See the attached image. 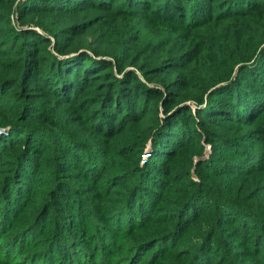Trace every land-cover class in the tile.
Wrapping results in <instances>:
<instances>
[{"label":"trees","instance_id":"trees-1","mask_svg":"<svg viewBox=\"0 0 264 264\" xmlns=\"http://www.w3.org/2000/svg\"><path fill=\"white\" fill-rule=\"evenodd\" d=\"M4 1L0 0V4ZM88 12L94 14L77 19L76 15ZM11 14L0 11V25H4L0 29V44L9 48L1 57H15L5 62L14 67H0L5 72L0 77V89L16 86L8 108H0V154L8 145L20 148L16 155L7 152L3 156L10 159L14 155V171L11 178L0 184V222L3 225L10 209L16 222L23 223L25 228L20 232L24 246L12 247L16 259L4 257L0 263L60 264L65 260L67 264H84L85 259L77 250L79 245L67 238L71 228L60 207L62 199L72 194L67 189V179L95 185L98 191L105 192L108 187L104 183L96 185L102 179L99 172L114 164L115 157L128 155L131 161L124 182L133 180V184L127 188L125 199L133 192L135 199L127 211H122L127 209V203L118 201L122 203L118 207L122 213L115 216L112 224L116 229L118 222L125 225L120 233L130 228L127 216L135 221L143 218L144 210L135 205L136 199L149 201V193L160 185L152 171L160 169V165L154 161L170 162L181 156L186 162L182 172L175 175L173 168L171 173H162L170 178L177 176L194 189L186 202L179 203L182 208L178 212L182 213L169 214L176 224H168L163 230L153 229V237L146 243L156 246L174 232L180 235L193 225L198 227L195 220L202 214V194L210 189L215 224L207 227L208 215L202 216L198 242L203 246L197 249L190 245L196 253L188 264H206L213 239L224 241L217 237L219 228L234 226L236 222L246 229L239 238L254 239V247L262 255L258 264H264V147L253 151L248 145L257 141L264 146V0H25L16 12V28L11 26ZM21 27L34 29L18 31ZM51 37V49L57 55L48 48ZM156 69L166 70L164 74L177 70L178 75L164 85L155 82L156 75L150 74ZM82 88L94 92L79 99L77 94ZM41 99L45 100L39 104ZM154 101L158 104L151 103ZM63 104L73 105L75 112L64 118ZM6 112L9 114L4 118ZM79 114L80 124L67 125ZM147 116L152 121H147ZM82 120L92 122L95 130ZM122 133L129 134L127 137L134 141L129 142L125 153L117 155L119 137L112 138ZM196 139H200L198 145L188 151L186 146H194ZM201 140L219 142L236 157L227 161L228 166L209 168L212 155L202 160ZM45 142L53 143L49 144V155L44 153ZM211 146L213 151L214 145ZM145 149L150 159L141 163L139 155ZM194 156L200 159L197 166L193 164ZM44 162L51 168L53 187L41 203L46 209L41 214L38 210L32 220H24L22 199L27 196L26 201L32 202L29 192L35 185L34 170L44 166ZM209 177L211 181L206 179ZM194 196L195 202L188 208L187 202ZM74 198L73 208L81 213L75 218L74 229L83 237L89 231L83 223L89 204L77 195ZM50 213L55 219L54 230L43 237ZM92 213L95 228L100 227L98 222L107 221L95 209ZM224 214L231 216V221L225 223ZM9 221L15 222L11 217ZM163 224L159 221L156 226ZM6 226L2 227L0 242L9 235L10 227ZM239 227L236 225L233 230ZM252 230L258 231L247 238L246 233ZM55 240L64 244L69 241L68 252L53 250ZM101 240H105L107 248L111 247L106 233ZM31 242H38L35 253L25 257L20 250ZM97 247L101 245L96 243ZM85 252L91 255L88 249ZM115 253L119 250H110L108 257ZM49 256L52 259L47 260ZM103 260L104 264L113 263L112 259Z\"/></svg>","mask_w":264,"mask_h":264},{"label":"rangeland","instance_id":"rangeland-1","mask_svg":"<svg viewBox=\"0 0 264 264\" xmlns=\"http://www.w3.org/2000/svg\"><path fill=\"white\" fill-rule=\"evenodd\" d=\"M24 1L25 0H5L4 2L0 4V11H6L8 13L10 11V14L12 11V14H11L12 17L10 16V21H11V26H13V28L17 27V22H16L17 21L16 19L17 9L18 7H21ZM139 11L145 15L149 14L148 11H145V10H139ZM153 11L156 12V8H154ZM93 14H94L93 12H90V13L88 12L84 15L82 14L76 15V17H78L77 19H84V17H89ZM175 16L179 17V14H176ZM0 27H1L0 29H4V25H0ZM25 29L33 30L34 28L32 29V28H27V27H23V28L21 27L20 29H18V31L25 30ZM53 39H54L53 37L50 38L51 44L48 47L50 51L52 50L51 48L54 43ZM19 43L20 42H18L17 45ZM58 43L61 44L62 42L59 41ZM8 49H9L8 46L3 45L1 47V44H0V67H14L12 65L11 66L6 65L5 62L13 61L15 57L13 56H2L1 57L4 50L6 51ZM51 53L57 55L55 50H52ZM57 57L60 58V56H57ZM63 58L64 57L60 59H63ZM132 69L133 68H129V69L127 68V70L133 71ZM165 71L166 70H163V69H156V71L155 70L151 71L150 74L156 75L153 78L155 82L166 85L170 82V79L178 75V71L169 70L166 74H164ZM4 75H5V72L0 70V77H3ZM15 88L16 86H13L11 88L10 86H6L3 89H0V95L2 94L3 96V98L0 99V108L1 107L8 108V104L11 103L10 102L11 96H13L11 94L15 91ZM93 92L94 91L92 89L82 88V90L78 91L77 97L79 99H82L83 97L91 95ZM46 99L54 100L51 98H46ZM44 100L45 99H41L39 100L38 103L40 104ZM158 101H154L151 103L158 104ZM15 103H17V100H15ZM151 105L152 104H150V106ZM157 106H160V105H157ZM73 108H74L73 105L68 106L67 104H63V106L61 107V112L63 113L64 118L65 116H68L70 112L71 113L75 112L72 110ZM8 114H9L8 112L3 113V117L4 118L8 117ZM80 115L81 114H79L78 118H72L71 120H69V122H67V125L75 126L77 123L80 124V122L77 120L79 119ZM84 115L85 113H83L81 116H84ZM193 115H194V112H193ZM146 120L152 121L149 116L146 117ZM82 123L84 125L91 126L92 122L82 120ZM190 125H194V124H190ZM225 126H228V125H225ZM91 127H93L94 129V126H91ZM188 130L190 131V128ZM128 135L129 134L122 133V134H116L115 136H113L112 139H117L119 137L118 140L120 142V148H119V151H117V155L121 153H125L127 151L126 147L130 144L129 142L134 141L133 138L127 137ZM261 135L264 136V134H261ZM199 141L200 139L194 140V144H193L194 146L192 147L186 146L187 150L191 151L193 148H195L198 145ZM209 142L210 141H207V140L206 141L201 140L200 142V144L203 145V153H202L203 156L201 157L202 160L203 158L204 160H208L210 158V155H212L208 163L209 168L215 165L219 167L228 166L227 161H230L234 159V157H236L231 154V151L226 146L219 144V142H215L214 144L211 142L209 143ZM49 144H51L52 146L53 143L45 142L44 144V148H46L44 153H48V155L50 154V150H51ZM211 144L214 145L213 151H212ZM248 145L249 147L251 145V150L253 151L260 147H264L261 142H257V141L250 142ZM19 148H20L19 145H14V146L8 145V149H6V147H3L1 151L2 154H0V184L2 182H6L7 179L11 178L12 173L14 171L11 164H13L14 162L13 157L14 155L18 153ZM187 150H183V151H187ZM7 152L9 153L13 152L14 155L10 159H7V158L3 159V156ZM260 155L262 156V154ZM139 156L141 157L140 160H142L144 156H147L145 157L146 161L150 159V153L148 149H145ZM193 160H194V163H193L194 166H197L199 163L198 160L200 159H198L197 156H194ZM129 161H131V159L129 158L128 155L117 156L114 159V164H110V166L106 169L104 168V170H102L103 171L102 173L99 172L102 175V179H100L99 181L97 180L96 185L100 186L101 183H104L105 185L103 186L108 187V189L105 190V192L98 191L97 188H95L97 187L95 185H90L88 183L85 184L84 182H80L74 178L67 179L66 183L70 185V188H67V189L70 190L72 194L70 195L69 198L64 197L62 199V205L60 207H62V210H63L62 213L64 215L65 221L69 222L70 228H71L70 234L69 233H68L69 235L67 234L69 236L67 237L69 238L68 240H70V242H74L79 245L80 248L77 250H79L80 255L83 256V258L85 259L83 262L84 264H104L106 263L103 260L104 258L106 259V261L112 259L113 263H110V264H188L190 261H192L191 259H194L193 255L194 253H196L195 248L200 249L203 246V243L200 244L201 241L198 242L199 235H200L198 231L201 229L200 222L203 220L202 216L208 215L209 220L205 219L207 221L205 223L208 224L207 227L208 226L212 227V224L213 223L215 224L214 215H213L214 209L212 208L213 194L210 193V189H206L205 192L202 194L203 195L202 201H200V206H199L202 209L201 210L202 214L199 215L197 219L195 220V224L199 223L197 224L198 227H195L193 225L186 232L180 233V235H178V231L174 232L173 234L167 236L166 238L167 241H162V242L159 241L155 244L156 246H153L150 243L149 244L146 243L147 241H149L150 237H153L152 234L155 232L153 229L159 228V230H163L164 227H168L167 226L168 224L174 226V224L176 223L175 221L172 222V220H170L172 219V215H169V214L171 212H175V214L177 215L182 213V211L178 212V209L182 208L180 207L181 204L179 203L186 202L190 196V193L193 191L194 188H190L189 186H187L185 180L176 179L177 176H175L174 178H170L169 175L164 174L167 172L171 173L173 171V168H175V171H174L175 175L182 172L183 165L186 162L181 156L172 158L170 162H164L162 159H158L154 161L155 164L158 163L160 165V169L152 170L156 172V174H153V175L155 176L157 175L158 178L160 179V185L159 187L153 189L149 193V201L145 199L143 200L142 198L141 200L136 199L135 205H138V208L144 210L143 218L138 219L141 223L138 220L135 221L134 219H132L131 216H127L128 218L127 226L130 228L129 230L125 229L123 232L120 233L119 230L124 229L125 225L118 222L117 223L118 228L116 229V227H114V225L112 224V222L114 223L115 221L114 220L115 216L118 215L119 212H121V210H118V207L122 206V203H119L118 201H123L124 203H127V209L126 210L122 209V211H127L131 209L130 207L131 200L135 199L133 197L135 192H133V194L128 199H125L126 198L125 193L127 191V188L131 184H133V180L129 182H124V176L126 177V172L128 169L127 167L129 165ZM141 163L143 162L141 161ZM43 164L44 166L34 170V173L36 175L35 180H34L35 185L33 189H31L29 192V197L32 198V202L29 204V201H26L27 196H24L22 199V201L25 204V207L23 209L24 214H22L21 217L24 220L25 219L30 220V218L32 220V217L35 216L38 210H39V213L41 214L46 209L45 206H41V203H44V201H46V198L48 196L47 192L50 191L53 187H52L51 175H50L51 168L46 162H44ZM162 171L164 173H162ZM191 172H192V175H194L193 171ZM67 173H71V171H68ZM207 173H209V171H207ZM211 177L206 178V179H210L209 181H211L212 180ZM99 178H100V175H99ZM200 180L202 184L204 181L201 178ZM116 183H118L119 185L112 188V186L116 185ZM92 184H95V183L93 182ZM79 187H82L81 189L83 190H81ZM216 190L219 191L220 189L217 188ZM120 193H124L123 196L122 195L120 196ZM76 195L77 197H79L80 199H82L83 201L89 204V206H87V209L85 210V213H84L85 216L83 218V221H84L83 223L86 224V226L88 227L87 230L89 231L87 232L88 235L83 234L84 235L83 237H82V234L81 235L79 234L78 229L77 230L74 229V228H77V226L75 227V223H76L75 218H78L81 214V213H78L73 208V198L76 197ZM194 202H195V196L192 200L190 199L187 202V204L189 203L188 208L191 207ZM145 204H147V206H145ZM1 207L2 206H0V211H1ZM7 209H9V207ZM93 209H95V211L98 214H101V217H105V219L107 220L106 222L102 220L103 221L102 222L101 218L98 216L99 220L101 221V223L98 222L100 225L99 228L94 227V225L96 226V219L94 218L93 213H92ZM9 210H7L9 216L7 215L2 220L3 225L0 222V235L2 232V227L6 225L8 226V228L10 227L9 235L5 237L7 239L4 242H6L7 240L9 241L6 243L0 242V259L1 258L4 259V257L5 258L7 257V260L13 261L16 258L13 257L14 252L12 250V247L13 246L15 247L16 245L21 246L23 244V242H21L20 240L22 238V236L20 235V232L22 230L24 231L25 225H23V223H21L20 225V222H16L17 220L16 216L15 218H13V213ZM183 211L186 212L188 210H183ZM53 216L54 215L50 213L46 218V221H45L46 227L43 233V237H45L46 234H50L51 232H53L52 230H54L53 221L55 219ZM10 217L14 219L16 223L15 222L11 223V221H9ZM230 219H231V216L224 214L223 221H225V223H227L226 221H231ZM0 221H1V217H0ZM159 221L164 224L161 226H156ZM240 224H241L240 222L239 224L238 222H236L234 226L226 225L224 227L222 226V228L221 227L219 228L220 231L217 237H219V239L222 238L224 241L221 243V241H219L216 237L213 239V241L211 242L210 253L207 256L206 264H209V263L210 264H222L224 260H226L227 262L229 261L231 264H236L238 262H253V261H256V264H258V261L262 255L261 253L257 252L258 247L257 246L254 247V245H256V243L254 242V239H247V240L242 241V239L239 238V235H241L242 231L243 233L246 232V229L242 228V227H245V225L241 226ZM140 225H144L143 228H140ZM236 225H239L240 229L238 230L237 228L236 229L237 231H234L233 229L236 227ZM167 231L168 230H166L165 232ZM257 231L258 230H254V231L252 230V232L250 231L246 233L247 238L249 237V235H251V233H257ZM227 232L229 233L227 234ZM105 233L109 237L110 242L109 243L107 242V244L111 246L110 248H107V246L103 244L105 240H101V235L102 234L105 235ZM50 236L51 235H48V237ZM203 238L205 240V237ZM31 243L29 246H26L23 250H20V251H23L25 257H28L29 255H32L33 253H35L33 252V250L37 246L38 242L32 243V244ZM96 243H99L101 247L95 248ZM68 244H69V241L68 242L66 241V244H64L60 241L55 240L53 242V247H54L53 250H57L58 253H61L63 251L68 252V250L66 249L68 247ZM190 245H195L194 250L193 249L191 250L189 248ZM89 248H93V250H90ZM85 249L86 250L88 249L89 251H91V255H88L85 252ZM113 249L119 250V253H115L112 257L110 256L109 258L108 253L110 250H113ZM260 249H262V247H259V250ZM24 258L18 261L22 262ZM50 259H52V256H49L47 258V260H50ZM226 261L223 264H227ZM60 264H67V261L63 260L61 261Z\"/></svg>","mask_w":264,"mask_h":264},{"label":"built area","instance_id":"built-area-1","mask_svg":"<svg viewBox=\"0 0 264 264\" xmlns=\"http://www.w3.org/2000/svg\"><path fill=\"white\" fill-rule=\"evenodd\" d=\"M0 132H1V133H3L2 131H0ZM145 157H147V156H144V157H143V159H142V162H144V160H145Z\"/></svg>","mask_w":264,"mask_h":264}]
</instances>
